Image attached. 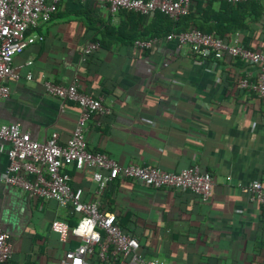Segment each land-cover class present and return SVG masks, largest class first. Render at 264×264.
<instances>
[{
  "label": "crops",
  "instance_id": "obj_1",
  "mask_svg": "<svg viewBox=\"0 0 264 264\" xmlns=\"http://www.w3.org/2000/svg\"><path fill=\"white\" fill-rule=\"evenodd\" d=\"M130 23L132 16L110 13L105 4L61 0L37 29L42 41L13 56L20 77L6 80L9 95L0 99V123H18L37 141L52 131L59 142L66 141L79 108L48 96L41 80L65 85L75 76L80 91L102 96L110 110L92 112L87 122L90 150L122 165L166 171L197 164L213 178L207 201L190 191L151 189L127 179L107 186L100 210H113L119 225L138 236L142 256L166 264H251L255 258L263 264L264 209L237 187L264 182V98L237 85V77L253 75L254 69L240 60L212 64L211 57L194 58L174 42L138 49L113 35L116 28L131 30ZM249 26L239 31L241 39L264 52L263 21ZM93 35L101 45L82 57ZM27 60L32 64L22 66ZM28 70L31 80L24 77ZM6 165L0 153V177ZM68 173L70 185L82 187L83 198H91L89 174L75 168ZM55 218L74 221L67 207L30 196L0 178V229L12 242L11 257L0 264H58L78 240L69 235L59 242L50 230Z\"/></svg>",
  "mask_w": 264,
  "mask_h": 264
},
{
  "label": "built area",
  "instance_id": "obj_2",
  "mask_svg": "<svg viewBox=\"0 0 264 264\" xmlns=\"http://www.w3.org/2000/svg\"><path fill=\"white\" fill-rule=\"evenodd\" d=\"M61 0H0V99L9 95L7 79L16 80L20 75L12 67L13 56L30 44L42 41L37 29L50 20ZM90 4H105L110 13L127 9L152 17L156 12L177 21L186 15L192 0H79ZM236 4L247 0H221ZM161 42H174L177 47L186 46L197 59L226 56L239 59L254 69V74L237 77L239 89L264 98V52L247 47L239 31L229 36H220L214 31L205 32L193 25L163 37L136 39L133 45L141 50L159 47ZM98 48L95 41H87L81 49L82 57ZM27 60L22 66H30ZM32 79L31 71L24 75ZM48 96L62 101H71L78 106V115L71 135L59 142L55 131L42 141L30 137L18 123H0V153L7 157V165L1 175V183L24 190L30 196L43 200H54L61 207H70L77 215L73 226L60 218L50 222V230L59 242L65 243L71 235L77 245L64 252L58 264H91L88 257L98 260L107 257L118 258V264H166L153 258L145 259L139 252L136 237L125 233L115 222L114 214L100 210V198L110 182L118 179L133 180L151 189L169 188L176 191H190L201 201L210 198L213 178L207 171L193 164L178 171H166L157 166L119 164L103 152L92 151L85 140L87 122L92 112L110 113L102 104V96H92L78 88L74 76L65 85L52 80H41ZM7 145V146H6ZM85 170L94 183L93 196L84 199L82 187L70 185V175L63 166ZM226 179H229L227 177ZM249 202H255L264 209V182L257 180L247 184L237 183ZM12 254V242L0 229V263Z\"/></svg>",
  "mask_w": 264,
  "mask_h": 264
},
{
  "label": "trees",
  "instance_id": "obj_3",
  "mask_svg": "<svg viewBox=\"0 0 264 264\" xmlns=\"http://www.w3.org/2000/svg\"><path fill=\"white\" fill-rule=\"evenodd\" d=\"M118 12H120L121 15L123 14L127 17L132 16L134 23H130L129 25V29L131 30H126V32H123L116 28L113 35H120L123 38H126L131 45H133V41L136 39L163 37L172 31L177 32L185 30L190 25H193L205 32L214 31L220 36H229L235 31L250 30L252 29L249 26L250 23H256L257 21H263L264 27V0H247L236 4H231L221 0H192L189 12L186 15L181 16L177 21H172L168 16L160 12H156L151 18L127 9H120ZM91 39L93 40L90 41H95L98 43V45H101L99 38L95 35H93ZM243 43L250 49L263 52L261 48L248 46V44L245 43V39ZM224 58L231 60L229 57L221 56L216 58V61L221 62V60ZM230 74L233 76L232 72H230ZM69 168H73V166H63V170L67 173ZM111 183L112 182L109 184ZM111 211V213L114 214L116 224L125 233L136 237L138 240V236L132 232H129V230H127L124 226L119 225V221H117L116 218L117 214L114 213L113 210ZM67 213L69 217L74 218L73 223L68 222L69 226H73L77 221V215L71 211L69 206L67 207ZM128 218L129 217H127L126 220ZM77 243L74 241V245H77ZM138 252L143 255L140 249H138ZM88 259L91 264H118L120 262L118 258L113 259L111 257H107L105 260H98L96 257L90 256ZM257 260L258 259L255 258V260H252L251 264H260L257 263Z\"/></svg>",
  "mask_w": 264,
  "mask_h": 264
}]
</instances>
